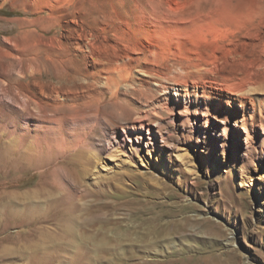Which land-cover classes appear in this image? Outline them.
<instances>
[{"label":"rangeland","instance_id":"374dc122","mask_svg":"<svg viewBox=\"0 0 264 264\" xmlns=\"http://www.w3.org/2000/svg\"><path fill=\"white\" fill-rule=\"evenodd\" d=\"M254 1L0 0V264H69L39 242L77 206L140 232L203 222L91 264H264V22H238Z\"/></svg>","mask_w":264,"mask_h":264},{"label":"bare ground","instance_id":"6f19581e","mask_svg":"<svg viewBox=\"0 0 264 264\" xmlns=\"http://www.w3.org/2000/svg\"><path fill=\"white\" fill-rule=\"evenodd\" d=\"M142 20H144V17L142 18ZM142 20H139L140 24H143L144 26H147L149 24H147V22L144 23ZM238 22L239 26L242 27V29L255 32V30L264 22V0H255L252 6L238 18ZM138 26H136L137 28L133 33L139 35V33L136 31H138L141 27L139 28ZM143 51L146 52L147 49L144 47ZM89 54H92V51H89ZM261 64L264 65V63L260 61L258 65L260 66ZM181 69L186 72L185 77H189V72L193 68L181 64ZM184 79L187 80L189 78ZM202 80L203 78H201V80L200 78L192 79L191 84L193 87L195 86L203 89L205 87L213 88V85L217 84L214 83L215 81L213 80L207 79L208 81L206 82ZM178 81L180 83V80ZM182 81L183 82H181V85L187 87V81H184L183 79ZM222 86L225 90L232 89L231 91L227 92L232 94L233 96H239V91L233 85L223 84ZM140 126L142 127L143 125L140 123ZM129 138V135H126L124 142L125 140L130 141ZM61 192L57 190L52 192L54 195H56L57 193H59L60 195V197L55 201H59V199H61V195H63L60 194ZM54 195L52 196L51 193H49L47 195V198L53 199L55 198ZM92 202L95 203L96 201L93 200ZM84 210L85 209L82 206L60 210L57 219L54 220V225L56 228L54 230L44 229L43 233L46 234L48 238L41 239L39 244H42L44 246V249L46 250H59V247L61 248L60 250H74L75 253L69 264H71V262L72 264H91L90 262L93 261V257L90 254H97L100 252L102 254H105L109 251L117 252L124 246L140 249L147 253L154 251L158 247L167 248L174 244L176 238L177 240H185L187 237H195V235L198 236L199 234H201L194 231L191 226L194 224L200 225L203 223L201 221H195L193 224L190 221H186L185 223L181 224L180 227L176 228L175 226L177 223L173 224L174 221H171L160 224L161 229L158 230V224L154 222V220L158 221V218L154 217L143 222L144 228L143 231L140 232L138 230V227L136 226L124 227L121 218H112V216L105 213L95 216L86 215L83 213ZM150 220H153V223H151ZM188 223H190V225ZM104 226H112L109 230H113V228L119 227H124V229L117 231L114 235L112 234V237H110V235L107 234V228H105ZM98 260H100V258ZM134 264L164 263L155 261L140 262L139 259V262Z\"/></svg>","mask_w":264,"mask_h":264}]
</instances>
